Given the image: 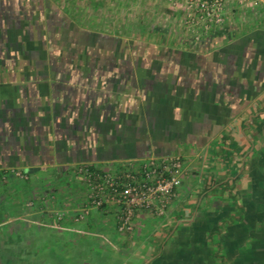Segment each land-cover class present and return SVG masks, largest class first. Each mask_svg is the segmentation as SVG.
<instances>
[{
  "label": "crops",
  "instance_id": "1",
  "mask_svg": "<svg viewBox=\"0 0 264 264\" xmlns=\"http://www.w3.org/2000/svg\"><path fill=\"white\" fill-rule=\"evenodd\" d=\"M184 6L128 35L0 0V264H264V0L197 38L164 26ZM166 155L185 174L165 215L73 220L75 165Z\"/></svg>",
  "mask_w": 264,
  "mask_h": 264
},
{
  "label": "built area",
  "instance_id": "2",
  "mask_svg": "<svg viewBox=\"0 0 264 264\" xmlns=\"http://www.w3.org/2000/svg\"><path fill=\"white\" fill-rule=\"evenodd\" d=\"M261 0H233L235 3L255 5ZM228 0H187L188 27L197 38L201 31L223 24L225 5ZM18 179H26L24 171L10 172ZM73 173L82 182L84 198L77 207L74 221L89 218L93 209L114 208L115 229L118 233H132L135 215L146 211L157 217L165 215L175 199L185 174L184 160L179 155L149 156L138 163L100 167L78 164ZM4 178V177H3ZM63 213L57 215L58 219Z\"/></svg>",
  "mask_w": 264,
  "mask_h": 264
},
{
  "label": "rangeland",
  "instance_id": "3",
  "mask_svg": "<svg viewBox=\"0 0 264 264\" xmlns=\"http://www.w3.org/2000/svg\"><path fill=\"white\" fill-rule=\"evenodd\" d=\"M55 3L70 10L74 16L84 20L86 24L106 33L137 32L143 21L153 25H163L169 11H174L176 4H186L187 0H54ZM228 3V2H227ZM185 7V6H184ZM177 25H167L166 30H181L186 35L193 33L192 27L186 22L187 13L176 18ZM180 21V22H179ZM180 27V28H179ZM176 29V30H175ZM185 29L188 31H185Z\"/></svg>",
  "mask_w": 264,
  "mask_h": 264
}]
</instances>
